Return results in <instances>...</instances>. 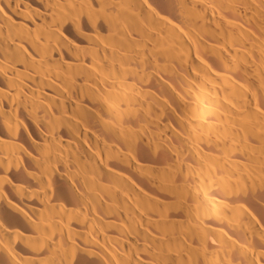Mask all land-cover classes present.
<instances>
[{
    "label": "bare ground",
    "instance_id": "bare-ground-1",
    "mask_svg": "<svg viewBox=\"0 0 264 264\" xmlns=\"http://www.w3.org/2000/svg\"><path fill=\"white\" fill-rule=\"evenodd\" d=\"M0 264H264V0H0Z\"/></svg>",
    "mask_w": 264,
    "mask_h": 264
}]
</instances>
